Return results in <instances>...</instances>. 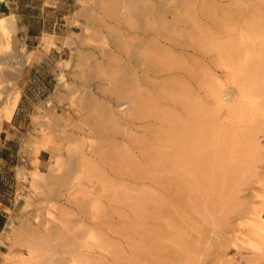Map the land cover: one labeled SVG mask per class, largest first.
<instances>
[{"label": "rangeland", "instance_id": "rangeland-1", "mask_svg": "<svg viewBox=\"0 0 264 264\" xmlns=\"http://www.w3.org/2000/svg\"><path fill=\"white\" fill-rule=\"evenodd\" d=\"M236 2L66 0L59 11L66 14L65 20L74 32L66 35L65 46L58 54L44 43L43 47L40 45L28 52L16 36V28L11 36L15 52L12 53L0 36V103L13 95L20 99L21 87L16 81L26 64L34 61L49 64L44 71H33L35 75L25 88L26 97L20 102L21 112L28 116L23 118V126L17 131L18 160L12 159L13 163L9 161L4 166L0 163V175L7 177L3 194L0 186L3 200L0 207L7 215L6 225L0 232V264L5 261L22 264L21 260L28 258L25 243L13 244L7 237L8 223L12 222L16 229L41 228L48 210L56 213L71 231L77 232V240L85 251L96 253L106 262L114 255L116 264H127L130 259L139 257L149 264H189V256L186 258L182 249L184 241L193 247L191 256L196 264H228V260L232 264H264V236L251 230L249 218L255 203L264 201V116L254 122L256 127L259 125L258 129L253 125L260 143L256 155L242 136V129L250 127L239 123L232 131L231 137L236 138V143L230 164L235 170L234 176L244 181L239 183L234 201L229 203L224 199L215 206L214 218L218 223L202 209L200 198L196 203L193 201V194L188 193L186 186L181 189V198L177 200L173 196L181 188L176 189L175 180L178 174L174 166L177 151L174 150L180 144L177 135L191 122L186 107L193 102L201 108V115L210 112L213 100L209 90H217L218 80L233 87L228 82L226 68L220 64L217 45L237 48L243 40L244 47L249 49L261 43L260 36L250 34L254 28L264 29V0ZM182 3L186 6H181ZM201 8H205L207 16L201 14ZM46 17L52 19L54 15L50 12ZM191 17L200 29L205 27L201 32H197ZM226 19L231 21L227 24ZM13 54L17 57L12 58ZM41 75H46L47 82ZM117 84L125 85L127 90L132 84L129 91L134 93L133 102L113 93ZM178 102L181 104L177 105ZM181 143L187 145L186 141ZM83 158H87L86 161L81 160ZM56 160L63 161L64 166L60 163L59 177L50 181L49 178H56L49 176ZM246 163L251 169L242 168ZM34 165L47 175L48 184L33 179ZM186 166L187 163L183 165L184 174L189 172ZM69 167L72 176L66 182L60 181V175L67 173ZM18 169L23 177L17 176ZM183 172V178L187 179ZM147 198L162 201L163 211L156 213L153 201L145 202ZM136 202L139 203L136 205ZM60 207L63 211L59 212ZM153 231L160 235H156V245L146 236ZM28 234L32 239V233ZM178 234L183 237L181 242L176 237ZM101 238L103 242L99 247L96 244ZM146 252L152 253L150 258Z\"/></svg>", "mask_w": 264, "mask_h": 264}, {"label": "bare ground", "instance_id": "bare-ground-1", "mask_svg": "<svg viewBox=\"0 0 264 264\" xmlns=\"http://www.w3.org/2000/svg\"><path fill=\"white\" fill-rule=\"evenodd\" d=\"M186 1H188V0H186ZM234 1H236V0H234ZM256 1H258V0H256ZM237 2H238V0H237ZM177 3H179V1ZM177 3L175 2V5ZM183 3H186V2L183 1ZM193 3L194 2H192V4ZM197 3L198 2H196V4ZM240 3H242V2H240ZM252 3H253V1H252ZM165 4L167 5V2H165ZM182 4H181V6H186V4L185 5L184 4L182 5ZM178 5H180V4H178ZM162 6H164V5H162ZM194 6H195V4H194ZM143 9H144V7H143ZM239 9H242V8L239 7ZM253 9H255V8H253ZM259 9H260V6H258V10ZM180 10H182V9H180ZM200 10L202 11L201 14H203V15L206 14V16L208 15V13L205 11V8H201ZM243 11H245V10H243ZM260 11H262V10H260ZM144 12H145V10L142 11L141 13H144ZM165 12H166V9H165ZM209 12H211V11H209ZM239 12H240V10H239ZM247 12H248V9H247ZM224 13H226V12H224ZM235 13H236V11H235ZM249 13H251V11ZM176 14H178V13H176ZM210 14H212V13H210ZM237 14H239V13L237 12ZM186 15H187V13H186ZM229 15H230V13H229ZM249 15L252 16V14H248V16ZM139 16H141V15H139ZM212 16H213L212 18H214V15H212ZM225 16H227V14H225ZM259 16L262 17V15H259ZM231 17L229 19H231ZM233 17H235L234 13H233ZM238 17L242 18V16H238ZM252 18H253V16H252ZM190 19L194 20L195 18L191 17ZM227 19H226L225 22L228 21ZM234 19H236V17ZM231 20H229V21H231ZM129 21L131 22V19H129ZM248 21L250 22V20H248ZM119 22H122V21H119ZM130 22H128V24ZM228 22H227V24H228ZM133 23H135V22H133ZM15 24H16V22H15L14 15H9V16L3 15V16H0V36L5 39L4 43H5L8 51L12 52V53H15L13 48H12V42H11L12 39H13V38L11 39L12 33L15 31V28H16ZM129 26H131V25H129ZM194 26L197 28V32H201L202 29L205 28V27H203V28L200 29L199 27H201V26H199V24L197 25L195 20H194ZM220 27H217V28H220ZM186 28H187V26H186ZM226 28H227V26H226ZM226 28H224V29H226ZM229 28H231V27H229ZM233 28H235V27H233ZM151 29L152 28H150V30ZM206 29H207V27H206ZM205 31L203 30L204 33H205ZM236 31H238V30H236ZM223 32H224V30H223ZM226 33H225V36H228V35H226ZM229 33L230 32H228L227 34H229ZM250 35L260 36L262 41L260 39H259V41L261 43H258L259 45H257V44L251 45V47H249L250 44H251V38H249V36H247L248 40L250 39V42H249L250 44L246 42L247 44H249V46H248L249 49L246 48V46L244 47V41L243 40L241 42H239L240 45L237 48H233V47L229 46L228 44L227 45H220V46L217 45L216 49L218 51V54L221 57V63H220V61H219V63L226 68V74H227L228 82L233 84V87L229 86L228 83L226 84L223 81H221V80L219 81L218 80V82H217V84H218L217 90L216 89L209 90L210 96H211V98L213 100V107L210 110V112H206L205 111L202 115H201V112H200L201 108L196 103L195 104L193 102L189 103V105L186 107V109L189 112V114L191 115V118H190L191 122H189L190 124H189V126L187 128L186 127H185V129L183 128L181 130V132L178 133L177 139H178L180 144L178 146L176 145L177 147L176 146L175 147H176L177 150H174V151H177V155L175 154L176 157L174 158L175 159L174 160V166H175L176 174H178V179L177 178L175 179L176 176L174 177V179L176 180V184H178L176 189L179 186H181V188H179L180 190L177 189L176 193L173 196H175L176 199L178 200V198L180 197V195L182 193V191H181L182 187L186 186L187 189H188V193L190 192L191 195L193 194V198H192L193 201L196 203L198 198H200L202 209L208 215L213 217V219H214L213 222H215V223H218V219L216 221V219L214 218L215 206H217V204H219L220 202H223L224 199H227L229 201V203L234 201V199L237 198V193L239 192V189H238L239 183H241V181H244V179H240V178L234 176L235 175V170H234L233 167H231V164H230V161L234 158L233 157V155H234L233 147H234V144L236 143V138L234 136L231 137V134H233L232 131L235 128L236 124H239V123L240 124H244V125L247 124L250 127L248 129H245L246 127L244 129H242V136L247 141L248 146L251 149V152H253L252 154L256 155L260 151V143H259L258 137L256 135L258 131L256 132L254 130V126H255L254 122H256V120H257V118L259 116H264V29H262L261 27L254 28ZM221 36H222V34H221ZM204 37H205V35H204ZM250 37H252V36H250ZM197 38H199V37H197ZM120 40H121V37H120ZM143 40H145V39H143ZM199 40H200V38H199ZM199 40H197V41H199ZM121 42L124 44V41L121 40ZM199 42H201V40ZM253 42H255V41H253ZM200 44H202V42ZM205 44H206V40H205ZM125 45H127V44H125ZM194 45H196V44H194ZM117 46H118V44H117ZM16 57H17V55L13 54L12 58H16ZM145 61H147V60H145ZM124 67H126V66H124ZM204 71H207V70L204 69ZM124 73H126V72H124ZM193 73H195V72L193 71ZM226 74H224V76H226ZM198 75H199V73H198ZM214 76H216V74ZM59 78H63V77H59ZM132 78H134V77H132ZM203 79H207V77L206 78L203 77ZM128 80H130V79H128ZM115 81H116V79H115ZM135 82L138 83L137 81H135ZM205 82L206 81L204 80V84H205ZM132 84L135 85L134 82H132ZM132 84H130V87H131ZM204 84H202L203 88L205 87V86H203ZM137 85H139V83ZM124 86L125 85H122V84L118 85L117 84V86L113 90V93H115V95H117V96H119L121 98H124L127 101L132 100V102H133L134 98H135V97H133L134 93L132 94L130 92L131 90L129 91V89H131L129 86H128L129 87L128 90L125 89ZM132 87H134V86H132ZM205 93H206V91H205ZM139 95H141V94H139ZM135 96H136V94H135ZM140 97H138V99ZM196 97H197V95H196ZM142 98H143V96H142ZM136 100H137V97H136ZM174 100H176V98H174ZM0 101H1V96H0ZM145 102H143V103H145ZM178 103L179 104H177V105L181 104L180 102H178ZM135 104H136V102H135ZM17 105H18V97H17V95L10 96V97L6 98L5 100H3L0 103V126L3 123V121H10L12 119L14 111H15ZM139 108H140V106H139ZM183 108H185V107H183ZM110 111H109V114H110ZM106 114H105V116H106ZM125 115H126V113H125ZM107 116H108V114H107ZM189 117H187L186 119H188ZM186 119H185V121H186ZM186 122H188V121H186ZM115 124H117V123H115ZM177 126H179V125H177ZM177 126H176V128H177ZM258 126L259 125L257 124V127L256 126L255 127L258 129L259 128ZM240 127L238 126V128H240ZM185 130L187 131L186 135L184 134ZM181 133H183V134H181ZM183 135H184V137H183ZM183 141H186L187 145L186 144L183 145L181 143ZM41 143H43V142H41ZM41 143H40V145H41ZM38 146H36V148H38ZM38 149H36L35 152H37ZM81 152H82V150H81ZM81 156H82V154H81ZM54 158L56 159V157H54ZM59 159H60V157H59ZM86 159L87 158H83L81 160L86 161ZM61 160H63V159H61ZM63 161L60 162V160H56V162H54V165L50 167L49 171H52V172L49 174V176L50 177H55L56 176V178H51V179L49 178L50 181L53 180V179L57 180V176H58L57 173H60L59 170L61 168L60 163L63 164ZM185 163H187L186 168L189 169L188 174H184L185 170L183 172V165ZM33 164H35V163H33ZM250 165H252V164H250ZM63 166H64V164H63ZM184 168H185V166H184ZM242 168L251 169L250 166L248 165V163L242 165ZM57 171H59V172H57ZM66 172L67 173H65L64 175H60V181L66 182V181L69 180V177H70L71 172H72V168L69 167ZM182 172H183L184 175H186L185 177L187 179L183 178ZM31 173H32V177H33L34 180H40V181H43L46 184H48L47 175H45L44 172L38 166H35L34 169H31ZM17 176L18 177L22 176L21 169L17 170ZM172 182H173V184H175V181H172ZM183 195L184 194H182V196ZM96 198H98V197H96ZM151 201H153L154 209L155 208L157 209L156 213H157V211H161L162 207H164L163 206L164 203L162 201L156 202L155 200L147 198V201H145V202H148L150 204ZM137 203H139V202H136V205H137ZM96 204H97V202H96ZM144 209H145V207H144ZM140 210H141V208H140ZM165 210H166V208H165ZM58 211L59 212L63 211V207H60L58 209ZM160 213L161 212H159V215H161ZM153 214H154V212H153ZM250 214H251V216L249 218L252 221L251 222V230L253 232H256L258 235L264 236V216H262V214H264V201L256 202L255 206L250 209ZM141 217H142V214H141ZM8 224L10 226V230L8 229L9 231H7V230H5V231L7 233V237L9 238V240H11V243L15 244V243H19V242H24L25 245L27 246L28 258H25L24 260H21L22 264H116V261H115L116 256H114V255H112V257L110 259V262L109 261L106 262V260H104L103 258L97 256L96 253L85 251L82 248L83 245L80 242H78V240H77L78 237H79L77 235V232L74 231V230L71 231V229L67 226V224H65L63 222V220H61L56 215V213H54V212H52L50 210H48V212H47L46 220L43 222V224L41 223L42 224L41 228H40V226L39 227L35 226V227H30L29 230H26L25 228L23 229L21 227H19V229H16L12 222H10ZM135 230H137V228H135ZM29 232H30V234L32 233V235L30 236V237L33 236L32 239L29 238V236H28ZM154 232L155 231H153V233L149 232V233H147V235L146 234L145 235L148 237V239H151L153 242H155L154 244L156 245L157 244L156 240L158 238V237H156V235H159V234H158V231H156L155 233ZM175 232H176V230H175ZM176 237H177V239L180 242L183 240V237H182L181 234H178ZM159 240H161V239H159ZM102 242H103V239L101 238L99 243H97L96 245L100 247ZM104 242L107 243L106 239H105ZM183 243L185 245H183L182 249L185 252L186 258L189 256V258H188V261L190 262L189 264H196L194 262V260H193V257L191 256V254L194 251L193 247H191L189 244H187V242L185 243L183 241ZM146 244H147V242H146ZM150 247L152 248V246H150ZM226 247L227 246H225L224 251H225ZM112 248H113L112 251H114V246H112ZM146 254H147V252H146ZM151 254H152L151 252H150V254H147V257L150 258ZM132 256H135V255L133 254ZM156 259H159V258L156 257ZM159 261H160V259H159ZM148 262H149V260H148ZM154 262H156V260ZM164 263H165V261H164ZM227 263L228 264H232V262L230 260H228ZM1 264H9V263L7 261H5V262H3ZM127 264H149V263L142 262V260L139 257V258L130 259L127 262ZM220 264H225V263L220 262Z\"/></svg>", "mask_w": 264, "mask_h": 264}, {"label": "crops", "instance_id": "crops-1", "mask_svg": "<svg viewBox=\"0 0 264 264\" xmlns=\"http://www.w3.org/2000/svg\"><path fill=\"white\" fill-rule=\"evenodd\" d=\"M66 5V0H1L0 1V16L14 15L16 22V36L20 43L24 45L28 52L34 51V48L50 45L51 51L58 54L60 48H64L66 35L73 33L69 23L65 20L66 14L60 12L59 9ZM52 8V9H47ZM46 11V12H45ZM50 12L54 18L49 19ZM57 12L56 14H54ZM47 34V35H44ZM44 35V37H43ZM32 49V50H30ZM45 53V51H42ZM48 62L38 61L32 62L30 65H25L21 75L16 81L20 85V99L10 121H3L0 126V163L2 166L12 159L18 160V141L17 131L23 125V118L28 116L21 112V100L26 97L25 88L29 85V81L35 74L33 71H44L48 67ZM40 76V75H39ZM42 80L46 81V75H41ZM37 80L39 78L37 77ZM42 80L40 82H42ZM43 83V82H42ZM19 87V86H18ZM6 175H0V186L6 185ZM0 193V195H2ZM3 200L0 198V205ZM0 214L5 217V222L0 227V232L6 225L5 209L0 207Z\"/></svg>", "mask_w": 264, "mask_h": 264}, {"label": "trees", "instance_id": "trees-1", "mask_svg": "<svg viewBox=\"0 0 264 264\" xmlns=\"http://www.w3.org/2000/svg\"><path fill=\"white\" fill-rule=\"evenodd\" d=\"M4 222H5V217L0 214V227L3 226Z\"/></svg>", "mask_w": 264, "mask_h": 264}]
</instances>
